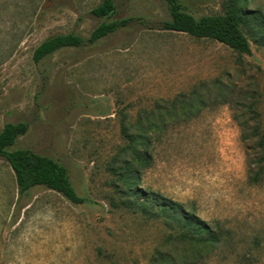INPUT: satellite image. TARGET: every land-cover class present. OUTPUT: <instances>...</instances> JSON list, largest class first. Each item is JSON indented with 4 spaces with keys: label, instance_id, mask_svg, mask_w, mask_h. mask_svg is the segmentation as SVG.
I'll use <instances>...</instances> for the list:
<instances>
[{
    "label": "rangeland",
    "instance_id": "1",
    "mask_svg": "<svg viewBox=\"0 0 264 264\" xmlns=\"http://www.w3.org/2000/svg\"><path fill=\"white\" fill-rule=\"evenodd\" d=\"M102 1L0 0V130L27 122L12 149L61 160L89 198L73 204L36 187L17 206L14 171L0 157V264H264V175L253 181L264 165V47L247 26L252 54L239 56L219 42L132 23L35 63L52 35L89 37L105 21L91 14ZM115 3L113 19L168 18L162 0ZM234 3L264 18V0L192 7L197 16L224 14ZM141 127L150 165L135 175L125 169L124 132ZM119 170L139 195L122 190ZM148 195L184 204L220 241L185 246L182 227L144 203Z\"/></svg>",
    "mask_w": 264,
    "mask_h": 264
},
{
    "label": "trees",
    "instance_id": "2",
    "mask_svg": "<svg viewBox=\"0 0 264 264\" xmlns=\"http://www.w3.org/2000/svg\"><path fill=\"white\" fill-rule=\"evenodd\" d=\"M168 11V18L161 21H152L147 17H128L113 19L118 8L115 0H103L100 5L91 10V14L98 18H105L89 37L77 35L75 33L55 34L45 39L34 51L33 59L35 63L42 64L57 52L66 48H86L99 40L114 34L115 32L129 27L136 23L143 27H148L158 31H169L187 34L196 39H207L226 45L239 56L251 55L252 47L250 39L244 32L242 26H247L254 34L255 41L264 47V18L259 11H247L243 6L234 3L229 11L224 14L200 15L197 16L192 5L201 0H162ZM113 19V20H112ZM139 121L137 125H141ZM140 128L136 133L125 131L128 139V149L131 157L126 160V172L130 170L135 175H140L144 167H148L150 155L145 146L150 144V137L145 129ZM242 129L246 126L242 124ZM29 131V124L25 121L7 122L0 130V157L4 158L14 171L16 183L19 191L20 205L24 197H29L31 191L36 187H45L62 194L73 204H83L89 198L82 196L77 191L70 174L69 168L59 159L41 154L30 148L12 149L18 140ZM245 141L250 136L243 135ZM263 143V140H261ZM264 159V148H263ZM139 164V166H136ZM126 172L117 171L120 181L123 183L124 192L134 191L139 195L131 184L132 178ZM264 175V165L255 173L254 182H258ZM126 187V188H125ZM152 195V194H151ZM148 195L144 199L152 203L159 210L177 222L183 229L182 236L184 245L190 247H203L212 245L218 240L217 233L203 222L194 213L186 210L185 205L173 202L170 199L152 198ZM138 204L129 200L126 206L139 208ZM188 257L185 256V260Z\"/></svg>",
    "mask_w": 264,
    "mask_h": 264
}]
</instances>
